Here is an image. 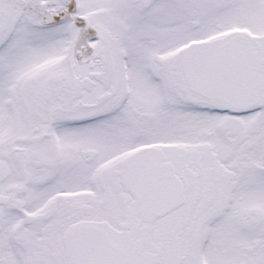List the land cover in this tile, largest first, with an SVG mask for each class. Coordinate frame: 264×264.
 I'll return each instance as SVG.
<instances>
[{
    "label": "snow or ice",
    "instance_id": "6c2138e0",
    "mask_svg": "<svg viewBox=\"0 0 264 264\" xmlns=\"http://www.w3.org/2000/svg\"><path fill=\"white\" fill-rule=\"evenodd\" d=\"M0 264H264V0H0Z\"/></svg>",
    "mask_w": 264,
    "mask_h": 264
}]
</instances>
